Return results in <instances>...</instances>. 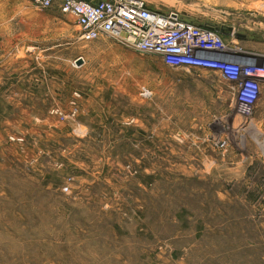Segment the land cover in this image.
I'll use <instances>...</instances> for the list:
<instances>
[{
	"label": "rangeland",
	"instance_id": "1",
	"mask_svg": "<svg viewBox=\"0 0 264 264\" xmlns=\"http://www.w3.org/2000/svg\"><path fill=\"white\" fill-rule=\"evenodd\" d=\"M146 1L264 63V0ZM60 12L0 0V264H264V86L242 115Z\"/></svg>",
	"mask_w": 264,
	"mask_h": 264
},
{
	"label": "built area",
	"instance_id": "2",
	"mask_svg": "<svg viewBox=\"0 0 264 264\" xmlns=\"http://www.w3.org/2000/svg\"><path fill=\"white\" fill-rule=\"evenodd\" d=\"M42 10L58 7L77 18L85 42L112 37L141 54L159 56L174 68L210 70L228 84L238 112L248 115L264 86V63L247 65L227 46L218 29L177 10L159 12L146 0H32ZM223 145L227 142H223Z\"/></svg>",
	"mask_w": 264,
	"mask_h": 264
},
{
	"label": "bare ground",
	"instance_id": "3",
	"mask_svg": "<svg viewBox=\"0 0 264 264\" xmlns=\"http://www.w3.org/2000/svg\"><path fill=\"white\" fill-rule=\"evenodd\" d=\"M74 16V15H73ZM76 18V17H75ZM76 22H77V18H76ZM78 25V23H77ZM79 27V25H78ZM79 30H80V27H79ZM81 38V37H80ZM84 41V40H83ZM85 42V41H84ZM94 42V41H93ZM86 43H90V42H86ZM239 60H242L244 62L245 65H247L249 62H252L254 60L250 59V58H238Z\"/></svg>",
	"mask_w": 264,
	"mask_h": 264
},
{
	"label": "crops",
	"instance_id": "4",
	"mask_svg": "<svg viewBox=\"0 0 264 264\" xmlns=\"http://www.w3.org/2000/svg\"><path fill=\"white\" fill-rule=\"evenodd\" d=\"M89 1L95 2V1H98V0H89ZM39 17H40V14H38V13H33V16H31L32 19H39Z\"/></svg>",
	"mask_w": 264,
	"mask_h": 264
},
{
	"label": "water",
	"instance_id": "5",
	"mask_svg": "<svg viewBox=\"0 0 264 264\" xmlns=\"http://www.w3.org/2000/svg\"><path fill=\"white\" fill-rule=\"evenodd\" d=\"M83 60L82 59H78L77 63L78 64H82Z\"/></svg>",
	"mask_w": 264,
	"mask_h": 264
}]
</instances>
